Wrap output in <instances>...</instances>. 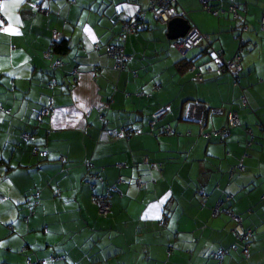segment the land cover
Here are the masks:
<instances>
[{"label": "crops", "instance_id": "1", "mask_svg": "<svg viewBox=\"0 0 264 264\" xmlns=\"http://www.w3.org/2000/svg\"><path fill=\"white\" fill-rule=\"evenodd\" d=\"M205 2L218 13L201 0H170L203 36L186 51L165 37L149 0H0L5 26L18 31L0 30V264H216L213 251L222 264H264V0ZM229 2L242 6L237 18ZM137 13L144 28L118 36L120 21ZM50 29L66 40L63 53L50 51ZM108 45L128 57L123 68ZM241 45L238 78L217 74L213 61H229ZM189 103L203 108L195 118ZM212 109L236 113L223 139L202 136L225 125ZM159 125L173 133L159 134ZM123 126L136 132L109 138ZM144 156L160 169L148 170ZM239 161L243 170L230 175ZM93 173L102 178L97 193L125 181L106 216L85 183ZM222 191L231 198L221 208L239 224L211 215ZM244 229L245 256L235 237Z\"/></svg>", "mask_w": 264, "mask_h": 264}, {"label": "built area", "instance_id": "2", "mask_svg": "<svg viewBox=\"0 0 264 264\" xmlns=\"http://www.w3.org/2000/svg\"><path fill=\"white\" fill-rule=\"evenodd\" d=\"M206 0H201V2L203 3V7L211 12L212 14H217L218 11L216 9H210L207 5H206ZM1 5V4H0ZM36 11L40 12V13H46L47 9L43 8V5H40L39 3H33L31 5ZM227 11L230 12L232 14L233 18H237V14H236V9L239 7L237 4H233L231 2H229L227 5ZM241 9V7H239ZM149 10L153 16V18L162 23L165 24L167 22L168 19H170L171 17L175 16L176 14L173 12L172 7H171V3L170 0H150V6H149ZM181 16H183V14H181ZM0 20L4 21V26L6 24V20L4 18V16L1 13L0 10ZM135 22L133 21L132 23H127V22H122L121 28L124 29L125 31L129 32L130 28L132 26H134ZM259 25L260 28L264 30V9L262 11L260 20H259ZM240 28L243 30L245 28V25L243 24V21L240 25ZM2 29V27H0V30ZM51 39L54 41L57 38V32L55 29L51 30V35H50ZM203 39V36L194 28V27H189V29L187 30L186 34L182 37V38H178L177 40L174 41L175 45L178 46L181 50H189L193 47H195L196 45H198ZM241 43V41L239 42ZM243 45V44H242ZM239 47L236 51V53L230 58L229 61L227 62H222L220 61L219 58H216L213 62L214 65L216 67V72L217 73H221V72H227L228 74H230V76H232L233 79L237 78V74L240 68L239 65V61H240V53L243 51L242 46ZM107 53L110 56L115 57V66L122 68L123 66V62L127 59V56L125 54L122 53V49L121 47L117 46V45H109L107 47ZM48 55V54H46ZM61 65L59 60H55L53 62V66H59ZM75 73V70H74ZM196 80H200V76L197 74L196 75ZM196 104L194 103H189L188 104V108L191 107V115L193 118H195V114H194V110H195V106ZM200 107V106H199ZM197 107V114L199 115V113H201L202 111V107ZM51 110V105L50 102L47 103V105H45V107L42 108V110L39 112V115H45L46 113H48V111ZM166 111V108H161L160 110H158L157 112L152 114V117L155 118L158 115L162 114L163 112ZM212 113L214 114H218V115H223L224 119H225V123H226V127L230 128V127H235L238 125V120L236 117V113L234 111H226L224 112L222 109H212L210 110ZM152 122H149L148 125H151ZM151 127V126H149ZM136 132V130H133L131 128L128 127H121L120 129H118L117 131L111 133L109 135V137L117 139V138H123L126 137L128 135V133L130 132ZM165 131L166 132H170V128L168 126L165 127ZM248 132V131H246ZM210 133H205L203 134L204 137H209ZM215 134H219L220 136H224L226 135V128H222L220 130L217 131H213V135ZM23 137L26 138L27 135L23 134ZM145 160V159H144ZM117 167H121V164H117ZM150 168L153 167L152 164L149 165ZM239 169H241V167H238ZM96 181H100L99 176H97L96 174H89L87 176V178L85 179V183H87L89 185V187L92 190H95L96 188ZM123 182L122 179H118L116 181V183H121ZM137 186L141 185L140 181H136ZM115 190V186L112 185L110 188H108L106 190L105 193L102 194H97L95 192H92L91 194V202L97 207V210L100 214L105 215L107 213L108 210V198L109 196L107 195L109 190ZM200 195V197H203V194L201 193V190L197 191ZM55 194L57 193V190L55 191ZM0 199L3 200L4 197L0 195ZM221 204V202L217 201L215 203V206L212 209V214H214L217 210V207ZM231 216V219L235 222H238V217L233 215L232 213H229ZM250 236V231L249 230H245L244 232H242L239 235V238L242 241H245L248 237ZM247 248H248V243L247 241H245L244 244H242L241 247V252L242 254H246L247 253ZM25 247H21V250H24ZM221 253V252H220ZM219 252H212L210 255L215 258L217 260V264H220L219 262V256H220ZM52 260H59L60 257L58 256H51L50 257ZM44 259H39L35 261V264H43Z\"/></svg>", "mask_w": 264, "mask_h": 264}, {"label": "trees", "instance_id": "3", "mask_svg": "<svg viewBox=\"0 0 264 264\" xmlns=\"http://www.w3.org/2000/svg\"><path fill=\"white\" fill-rule=\"evenodd\" d=\"M149 6H150V0H149ZM148 12L150 13V15L152 16V14H151V12H150V10H149V8H148ZM153 17V16H152ZM154 19V18H153ZM135 22L134 24V26H132L131 28H130V30H129V32H127V31H125L124 29H122L121 28V25H122V22H127V23H132V22ZM144 28V25H143V21H142V16H140V14L139 13H137L135 16H133V17H130V18H128V19H123V20H121L120 21V23H119V29H118V36H124L125 34H131V33H136V32H138V31H140V30H142ZM50 35H51V29H50V34H49V37H50ZM57 39V38H56ZM239 40H241L240 38H239ZM109 46V45H108ZM107 46V47H108ZM197 46V45H196ZM49 49H50V51L51 52H54V53H63L64 51H66V49H67V42H66V40H52L51 39V37H50V44H49ZM122 53H123V51H122ZM48 54V53H47ZM124 54V53H123ZM242 52L240 53V60H241V58H242ZM112 58H113V60H114V63H115V57H113V56H111ZM127 59H128V57H127ZM126 59V60H127ZM126 60L122 63L123 64V66H122V68L124 67V63L126 62ZM60 61V60H59ZM54 62V61H53ZM61 63V62H60ZM239 65H240V61H239ZM52 66H53V64H52ZM213 66H214V70H216V67H215V65H214V62H213ZM53 67H57V66H53ZM240 69V68H239ZM239 72V71H238ZM217 73V72H216ZM217 74H220V73H217ZM237 78H238V74H237ZM45 107V106H44ZM163 108H165V107H163ZM42 109H40V111H41ZM39 111V112H40ZM229 111H233V110H229ZM157 112V111H156ZM166 112V111H165ZM165 112H163L162 114H164ZM224 112H226V111H224ZM154 113V112H153ZM153 113H151V115L149 116V119H148V121L149 122H152V124L151 125H149V126H151L150 127V130L151 129H153V127H154V122H155V120L157 119V117L158 116H160V115H162V114H160V115H158L157 117H155V118H153L152 117V114ZM40 116L41 115H39V113H38V116H37V118L39 119L40 118ZM98 118L102 121V120H104V117H103V115L101 114V113H99L98 114ZM148 122V123H149ZM168 126V125H167ZM124 127V126H123ZM165 125H159V126H157L156 128H157V130H158V133L159 134H165V135H169V134H172L173 133V130H172V128L171 127H169L170 128V132H166L165 131ZM224 128H226V135H224V136H220L219 134H215V135H213V131H217V130H211V131H208V132H205V133H210L209 134V137H215V138H217V139H223V138H225L227 135H228V131H229V129L230 128H232V127H230V128H227L226 127V123H225V125H224V127H223V129ZM222 129V128H221ZM220 130V129H219ZM246 134H248L247 132H246V130L244 131ZM134 133V131L133 132H130V133H128V135L126 136V137H123V138H127L128 136H130L131 134H133ZM204 133V134H205ZM23 134H26L27 135V133H23ZM23 134H22V138H24L23 137ZM248 135H250V134H248ZM28 136V135H27ZM202 136H203V134H202ZM204 137V136H203ZM209 137H205V138H209ZM109 138H111V137H109ZM123 138H121V139H123ZM25 139V138H24ZM111 139H114V138H111ZM117 139H120V138H117ZM145 159V160H144ZM140 163L141 164H143L148 170H155V169H160V162H153V161H150L146 156H144L143 158H141L140 159ZM150 164H152L153 165V167L152 168H150ZM124 166V164L121 166V167H123ZM120 167V168H121ZM238 167H241V169H239ZM243 165L241 164V161H239L237 164H234V165H232L230 168H229V174L230 173H232V172H235V171H241V170H243ZM94 174H96L97 176H99L98 175V173H94ZM231 175V174H230ZM99 178H100V181H96L97 182V184H96V188L98 187V185L101 183V180H102V178L99 176ZM120 179H122V178H120ZM123 180V179H122ZM136 181H140V179H139V177H137V178H135L134 179V184L137 186V184H136ZM125 181L123 180V182H121V183H116V182H114L113 183V185L114 186H116V184H123ZM141 182V181H140ZM112 186V185H111ZM110 186V187H111ZM142 186V182H141V185L140 186H137V187H141ZM109 187V188H110ZM96 188H95V190H96ZM92 190V189H91ZM95 190H92V192H95V193H97ZM106 190H107V188H105L103 191H102V193H105L106 192ZM115 190H109L108 191V193H107V195L109 196V198H108V203H109V199H110V196H111V193L112 192H114ZM102 193H97V194H102ZM197 194L199 195V193L197 192ZM199 197H200V195H199ZM203 197H204V195H203ZM203 197H200V198H203ZM231 198V195L230 194H228V193H225V192H223L222 191V197H221V199H219V200H217V201H219V202H221V204L217 207V210H216V212L214 213V214H212V209H213V207L215 206V204L213 205V207L211 208V215L212 216H214V215H216L217 213H220V212H222V213H224L230 220H232L231 219V216H230V214L229 213H232L233 215H235V216H237L238 217V222H235V221H233L235 224H239V222H240V218H239V216L237 215V214H235L232 210H230V209H228V208H225L226 206H223L222 208H221V206L224 204V202L225 201H228L229 199ZM216 201V202H217ZM215 202V203H216ZM97 208V207H96ZM98 211V210H97ZM109 212V206H108V210H107V213ZM99 213V212H98ZM106 213V214H107ZM106 214L105 215H102V214H100L99 213V215H101V216H106ZM245 230H249V229H244V230H242L241 232H239V233H235V237H236V239H237V241L240 243V254L241 255H243V256H245L246 254H242V252H241V247H242V244H244L245 243V241H247V243H248V247H249V238L251 237V231H250V236L245 240V241H242L240 238H239V235L242 233V232H244ZM247 251H248V248H247ZM213 252H216V251H213ZM212 252H210V254H211ZM221 253H220V256H219V262H220V264H222L221 263ZM215 259V258H214ZM216 260V259H215ZM216 264H217V260H216Z\"/></svg>", "mask_w": 264, "mask_h": 264}, {"label": "water", "instance_id": "4", "mask_svg": "<svg viewBox=\"0 0 264 264\" xmlns=\"http://www.w3.org/2000/svg\"><path fill=\"white\" fill-rule=\"evenodd\" d=\"M189 27L188 21L180 14H176L165 23V37L168 40L175 41L182 38Z\"/></svg>", "mask_w": 264, "mask_h": 264}, {"label": "snow or ice", "instance_id": "5", "mask_svg": "<svg viewBox=\"0 0 264 264\" xmlns=\"http://www.w3.org/2000/svg\"><path fill=\"white\" fill-rule=\"evenodd\" d=\"M22 2H23V0H19V3H22ZM18 22H19V18L17 17L16 23H18ZM0 27H2L3 31H5V32H11L12 34H18V31L15 28L11 27V24H9L8 26H4L3 20H0ZM93 39H94V37H93Z\"/></svg>", "mask_w": 264, "mask_h": 264}, {"label": "rangeland", "instance_id": "6", "mask_svg": "<svg viewBox=\"0 0 264 264\" xmlns=\"http://www.w3.org/2000/svg\"><path fill=\"white\" fill-rule=\"evenodd\" d=\"M185 34H186V33H185ZM185 34H184V35H185ZM197 110H198L197 107H195V112H194L195 115H196ZM126 127H127V126H126ZM128 128H129V127H128ZM249 240H250V238H249ZM249 240H248V241H249Z\"/></svg>", "mask_w": 264, "mask_h": 264}, {"label": "bare ground", "instance_id": "7", "mask_svg": "<svg viewBox=\"0 0 264 264\" xmlns=\"http://www.w3.org/2000/svg\"><path fill=\"white\" fill-rule=\"evenodd\" d=\"M181 15V14H180Z\"/></svg>", "mask_w": 264, "mask_h": 264}]
</instances>
